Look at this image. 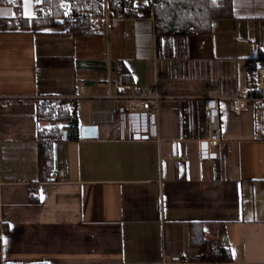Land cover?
<instances>
[{
	"label": "crops",
	"instance_id": "1",
	"mask_svg": "<svg viewBox=\"0 0 264 264\" xmlns=\"http://www.w3.org/2000/svg\"><path fill=\"white\" fill-rule=\"evenodd\" d=\"M17 9L0 5V17ZM263 51L264 0H235L234 15L204 34H161L149 18L112 19L84 38L0 31V100L9 102L0 110V264H264V100L241 113L231 100L249 89L264 60L254 72L248 61ZM147 86L165 95L160 139L117 138L110 110L120 100L109 94ZM45 97L74 99L80 127L98 135L56 140L54 172L40 180ZM210 97L220 109L217 159L199 150ZM220 239L231 260H207Z\"/></svg>",
	"mask_w": 264,
	"mask_h": 264
},
{
	"label": "trees",
	"instance_id": "2",
	"mask_svg": "<svg viewBox=\"0 0 264 264\" xmlns=\"http://www.w3.org/2000/svg\"><path fill=\"white\" fill-rule=\"evenodd\" d=\"M51 10L52 16L45 18L27 17L21 13V0H0V5H13L17 9V15L12 17H0V31H46L60 25L59 18L64 14L69 2L77 1L85 7L92 8L95 12L101 9V0H42ZM235 0H158L155 6V29L161 34H204L212 30L213 21L216 18L230 17L234 15ZM113 10L118 8L115 0H110ZM122 7V6H120ZM104 24L99 21H88L72 24L65 33L74 37H94L102 35ZM264 60V51L256 57L249 59V66L255 71L256 62ZM119 72L123 81H129L131 75L123 60L118 63ZM257 96H262L260 90H253ZM264 106V101H261ZM37 115L40 121H48L50 125L40 126L38 131V163L40 180H48L54 172L53 145L56 140L65 138H80L81 127L74 99L45 97L37 100ZM32 199L38 201L39 195L34 188ZM0 225V248H1ZM205 257L209 261L231 260L232 255L227 245L216 249L211 245L205 248ZM1 262V251H0Z\"/></svg>",
	"mask_w": 264,
	"mask_h": 264
},
{
	"label": "built area",
	"instance_id": "3",
	"mask_svg": "<svg viewBox=\"0 0 264 264\" xmlns=\"http://www.w3.org/2000/svg\"><path fill=\"white\" fill-rule=\"evenodd\" d=\"M158 0H115L118 8L113 10L110 0H101V9L95 12L90 7H85L77 1L68 3L64 14L59 18L60 25L54 27L57 31L65 32L76 22L88 21L96 23L101 21L104 27L108 26L112 19H139L149 18L155 22V6ZM122 6V7H120ZM52 16L50 9L40 0L33 9L32 17L45 18ZM263 92L262 96L253 94V90ZM165 95L157 86L136 87L128 93L109 94L111 101L120 102L110 111L113 115L114 134L119 139L126 140H153L160 139L159 118L161 103ZM264 100V65H260L254 75L250 76L249 89L231 97L232 106L237 113H241L246 107L247 101ZM9 106V102L1 99V108ZM209 115V133L200 139V157L203 159H217L219 157V145L222 140L220 109L217 97L207 99ZM227 245L226 239L212 241L211 246L220 249ZM147 264H185L180 260L164 258L160 262Z\"/></svg>",
	"mask_w": 264,
	"mask_h": 264
},
{
	"label": "water",
	"instance_id": "4",
	"mask_svg": "<svg viewBox=\"0 0 264 264\" xmlns=\"http://www.w3.org/2000/svg\"><path fill=\"white\" fill-rule=\"evenodd\" d=\"M81 134L83 137H96L98 135V127L96 125H83ZM64 136H67V131H65Z\"/></svg>",
	"mask_w": 264,
	"mask_h": 264
},
{
	"label": "rangeland",
	"instance_id": "5",
	"mask_svg": "<svg viewBox=\"0 0 264 264\" xmlns=\"http://www.w3.org/2000/svg\"><path fill=\"white\" fill-rule=\"evenodd\" d=\"M35 4V0H23V4H22V11L23 14H25V16L29 17L32 14V10ZM12 11V10H11Z\"/></svg>",
	"mask_w": 264,
	"mask_h": 264
}]
</instances>
